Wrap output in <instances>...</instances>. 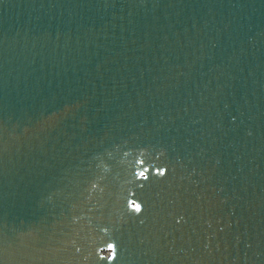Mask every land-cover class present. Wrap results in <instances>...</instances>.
<instances>
[{
  "label": "water",
  "instance_id": "1",
  "mask_svg": "<svg viewBox=\"0 0 264 264\" xmlns=\"http://www.w3.org/2000/svg\"><path fill=\"white\" fill-rule=\"evenodd\" d=\"M0 264H264V0H0Z\"/></svg>",
  "mask_w": 264,
  "mask_h": 264
},
{
  "label": "snow or ice",
  "instance_id": "2",
  "mask_svg": "<svg viewBox=\"0 0 264 264\" xmlns=\"http://www.w3.org/2000/svg\"><path fill=\"white\" fill-rule=\"evenodd\" d=\"M141 175H143V174H141ZM135 207H136L137 211L140 210V206L139 205H135Z\"/></svg>",
  "mask_w": 264,
  "mask_h": 264
}]
</instances>
